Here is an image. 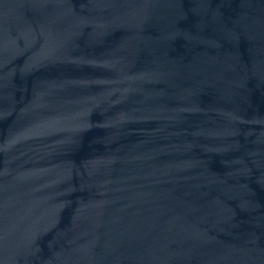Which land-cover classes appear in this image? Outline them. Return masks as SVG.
Wrapping results in <instances>:
<instances>
[{
	"label": "water",
	"instance_id": "1",
	"mask_svg": "<svg viewBox=\"0 0 264 264\" xmlns=\"http://www.w3.org/2000/svg\"><path fill=\"white\" fill-rule=\"evenodd\" d=\"M0 264H264V0H0Z\"/></svg>",
	"mask_w": 264,
	"mask_h": 264
}]
</instances>
